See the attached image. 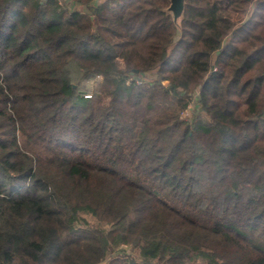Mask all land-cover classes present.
<instances>
[{"label": "trees", "instance_id": "16d2710c", "mask_svg": "<svg viewBox=\"0 0 264 264\" xmlns=\"http://www.w3.org/2000/svg\"><path fill=\"white\" fill-rule=\"evenodd\" d=\"M169 6L0 0V264H264V0Z\"/></svg>", "mask_w": 264, "mask_h": 264}, {"label": "water", "instance_id": "95a60500", "mask_svg": "<svg viewBox=\"0 0 264 264\" xmlns=\"http://www.w3.org/2000/svg\"><path fill=\"white\" fill-rule=\"evenodd\" d=\"M185 4L186 0H170L168 11L172 14L173 20L176 24H179L183 16Z\"/></svg>", "mask_w": 264, "mask_h": 264}, {"label": "rangeland", "instance_id": "374dc122", "mask_svg": "<svg viewBox=\"0 0 264 264\" xmlns=\"http://www.w3.org/2000/svg\"><path fill=\"white\" fill-rule=\"evenodd\" d=\"M95 83H96V82H91V83L89 84L90 87H94ZM194 107H195V101L192 100L189 108H190V109H194ZM190 109H188L186 112L183 113V117H184L185 119H190V118L192 117V114H191L192 111H191Z\"/></svg>", "mask_w": 264, "mask_h": 264}]
</instances>
